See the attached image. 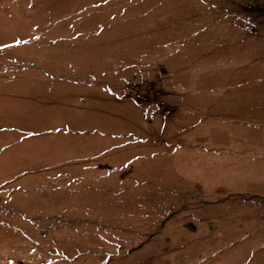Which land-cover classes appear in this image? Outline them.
<instances>
[{"label": "rangeland", "instance_id": "obj_1", "mask_svg": "<svg viewBox=\"0 0 264 264\" xmlns=\"http://www.w3.org/2000/svg\"><path fill=\"white\" fill-rule=\"evenodd\" d=\"M249 1L0 0V264H264L261 20L231 73ZM175 80L215 113L181 133ZM148 84L170 116L129 97Z\"/></svg>", "mask_w": 264, "mask_h": 264}, {"label": "crops", "instance_id": "obj_2", "mask_svg": "<svg viewBox=\"0 0 264 264\" xmlns=\"http://www.w3.org/2000/svg\"><path fill=\"white\" fill-rule=\"evenodd\" d=\"M251 20H253V19L252 18H248L247 16L243 17L242 15H240V17L238 19H234L233 16L231 17V21H233L235 23V26L237 27V29H235V31L231 30V31H233L231 33H233V37L235 38V40L237 42V44L233 45V47H237L238 50H243V52L245 53V58L244 59H240V60H237V61L233 62V65H232L233 72H231L232 74L236 73V74L239 75V73H240V75H241V70L242 69L251 68L252 65H253V67H255L256 57H255V54L252 55L251 52H253L254 49H255L256 38H255V36L253 34L254 29H253V32H250L248 30V28L250 27V26H248V23ZM242 26L246 27L247 29L246 30H245V28L243 29ZM251 34H252V36H251ZM203 35H205V34L201 31V33H200L201 40H202ZM192 38H193V35L191 33L189 34V33L185 32L184 34H180L179 37H176L174 44L178 47V49H180L182 51L186 50L188 52V49H189L188 47H190L192 49V51H195L193 46H197L198 47V45H196V44L193 45L191 40H190V43H189V39H192ZM201 40H200V42H201V45L203 46V40L202 41ZM219 50H221V48ZM175 52H177V50ZM179 53H181V51ZM194 53H197V52H194ZM221 65H222V68L225 67V63L224 62H221ZM245 81H246L245 79L242 80V83L245 84ZM183 84H184V82L182 80L181 81L175 80V82H170V86L174 87V89H173L174 90V94L170 93V97H169L170 98L169 99L170 106L172 107V113H171L172 117L171 118H167L168 119V120H166L167 124H170V125L171 124H174V125L176 124V125H178V123H181L182 121L185 122L187 120H191V118L199 117L201 114H205V113L206 114L207 113H212V114L215 115V113H213L212 111H209V110H212V109L202 111V110H200L198 108L197 109L193 108L194 104H192L190 102H193L194 100H196L197 99V98H195L196 96L192 95L188 91L187 88L184 91L177 90V88L180 87ZM153 106L149 107V111H151ZM246 114H248V113H246ZM150 116L151 117L153 116V112L152 111H151V115ZM163 117H167V116L164 115ZM236 117H238V118H248L247 115H238ZM185 124H187V125H184V124H182L181 126L178 125L179 128H180L178 130V132L181 133V132H183L185 130H188L190 128L191 129L195 128L196 126L202 124V122H200V120H198V121L196 120L194 122L193 121L192 122H187ZM177 138H179V137H175V139H177ZM178 142H180V141L178 140Z\"/></svg>", "mask_w": 264, "mask_h": 264}, {"label": "built area", "instance_id": "obj_3", "mask_svg": "<svg viewBox=\"0 0 264 264\" xmlns=\"http://www.w3.org/2000/svg\"><path fill=\"white\" fill-rule=\"evenodd\" d=\"M246 8V11L253 20H261L264 23V1L250 0ZM251 12H254V15ZM248 30L253 32L252 27H249ZM128 95L137 103L146 105L148 108L154 105L159 110H162L166 116L171 113V109L166 105L165 101L160 99V92L152 85L148 84L144 87H139V85L131 86ZM148 114H151V111Z\"/></svg>", "mask_w": 264, "mask_h": 264}]
</instances>
